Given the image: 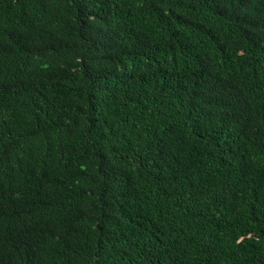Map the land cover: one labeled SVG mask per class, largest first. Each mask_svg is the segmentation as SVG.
<instances>
[{"label":"trees","instance_id":"obj_1","mask_svg":"<svg viewBox=\"0 0 264 264\" xmlns=\"http://www.w3.org/2000/svg\"><path fill=\"white\" fill-rule=\"evenodd\" d=\"M0 264H264V0H0Z\"/></svg>","mask_w":264,"mask_h":264}]
</instances>
